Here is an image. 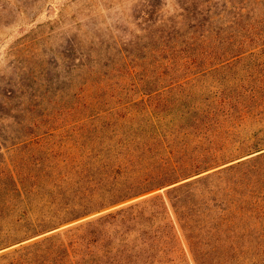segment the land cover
I'll list each match as a JSON object with an SVG mask.
<instances>
[{"label":"trees","instance_id":"1","mask_svg":"<svg viewBox=\"0 0 264 264\" xmlns=\"http://www.w3.org/2000/svg\"><path fill=\"white\" fill-rule=\"evenodd\" d=\"M200 14L185 13L159 33L149 49L150 63L129 62L121 54L119 93L112 83L98 82L102 92L89 94L77 116L71 113L60 124L54 120L40 133L62 139L45 149L42 174L30 176L36 179L30 187L36 182L50 187L35 192L23 176L11 173L12 198L19 201L8 211L13 233L39 235L244 153L256 154L218 172L262 160L250 173L263 185L256 201L264 198V17L215 29L213 15ZM247 59L252 61L238 77L228 72ZM206 75L215 83L195 88ZM208 178L179 183L167 196L145 197L18 247L16 264L168 263L175 254L186 255L170 207L180 224L190 217L191 235H183L201 264V227L196 217L179 216L177 209L206 204L194 193L209 188ZM36 193L43 194L41 205H27Z\"/></svg>","mask_w":264,"mask_h":264},{"label":"rangeland","instance_id":"2","mask_svg":"<svg viewBox=\"0 0 264 264\" xmlns=\"http://www.w3.org/2000/svg\"><path fill=\"white\" fill-rule=\"evenodd\" d=\"M263 2L0 0V264H16L19 253L13 251L18 247L145 197L158 193L167 196L166 191L172 186L204 175H208L206 182L210 186L196 191L194 199L202 195L207 203L177 209L179 216L191 214L192 218L196 217V223L201 227L197 259L204 264H264V198L256 201L257 195L262 194L258 187L263 185L250 173L262 160L218 172L256 153H244L239 159L216 165L53 230L41 231L36 236L35 233H13L12 223L7 222L9 209L19 203L12 198L15 185L11 173L23 176L27 189L35 192L48 190L49 185L43 187L39 182L30 187L32 181H36L30 176L42 174L41 163L47 155L45 149L57 145L62 139L58 134L44 136L40 133L51 127L54 120L60 124L64 119L77 116L79 109L86 107L83 103L89 94L102 92L103 87L96 88L98 82L112 83L119 93L121 54L126 55L129 62L148 64L153 60L149 49L156 44L157 35L170 30L185 13H201L204 18L211 14L215 29H226L236 19L247 23L246 18L264 17ZM251 61L240 62L228 72L238 77L245 64ZM212 82L215 83L213 76L200 77L195 88ZM202 91L197 94L200 96ZM40 199L43 194L36 193L29 197L27 205L39 206ZM210 199H214L213 202ZM170 213L181 233L186 255L178 257L175 254L164 264H196L183 235L186 232L191 235L190 217L181 220L180 224L171 207Z\"/></svg>","mask_w":264,"mask_h":264}]
</instances>
